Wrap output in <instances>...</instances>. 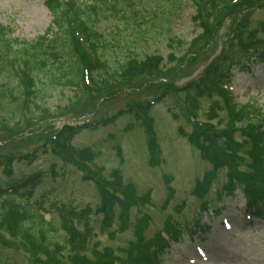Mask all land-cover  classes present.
Wrapping results in <instances>:
<instances>
[{"label": "trees", "instance_id": "16d2710c", "mask_svg": "<svg viewBox=\"0 0 264 264\" xmlns=\"http://www.w3.org/2000/svg\"><path fill=\"white\" fill-rule=\"evenodd\" d=\"M180 2L172 0L170 6L178 9ZM197 4L198 10L208 16L202 23L207 34L226 18L231 24L222 55L207 68L199 82L191 83L186 89L196 114L200 112L201 100L211 102L205 114L207 121L196 125V130L187 136L191 146L212 166V171L198 182L196 194L199 197L204 190L209 191L219 174L225 171L226 181L220 194L224 192L233 196L236 191H242L250 208L259 206L264 201V109L257 105L232 104L229 93L219 84L229 83L234 70L247 68L253 61L264 63V22L250 32L251 18L258 10L264 9V0H199ZM46 7L53 18V27L47 34L56 30L51 40L43 36L32 45L19 43L11 32L0 27V78L4 79L0 82V111L5 113L0 112V134H8V139L27 134L50 118L71 116L79 120L84 117L85 110L95 109L99 103L107 104L113 97L124 93L125 86L135 88L140 84V88L162 90L155 100L159 104L168 96L178 94L175 79L181 76L182 68L196 60L195 52L187 51L176 60L174 68L166 70L160 56L146 59L117 56L118 52H127L128 47L121 43L117 32L111 39L105 38L97 29L98 15L103 10L112 11L113 18L133 24L136 35L138 32L143 35L150 16L143 10L147 9L142 0L139 3L137 0H94L85 4L79 0H46ZM151 13L153 17L159 14ZM75 24L92 50V58L79 43L77 32L73 30ZM104 52L115 54L113 64L104 58ZM163 68L168 76L161 82L159 76ZM38 73L45 78L42 88L39 87ZM168 80L171 83L168 84ZM63 89L75 91V98L51 113L43 102L48 93ZM26 110L27 119L23 115ZM151 110L150 103L132 104L128 111L121 110L111 119L95 124L94 129L100 125L105 127L126 113L136 112L143 119ZM10 111L15 114L12 118ZM221 114H226L227 127L219 131L215 122L224 124V121L220 122ZM52 134L43 140L44 150L60 152L62 159L82 172L84 180L94 182L100 204L97 209L54 206L60 215L59 223H55L45 218L42 199L31 201L35 192L47 183L46 175L25 177L6 187L0 185V247L27 253L32 264H160V255L166 245L160 238L162 233L156 234L154 240L144 239L145 227L150 222L148 216L137 221L136 241L129 246L118 250L105 247L93 252V258L86 255L94 236L91 225L95 215H104L103 228L117 221L118 232H123L131 221L132 209L147 206L150 193L138 196L132 186L123 184L118 172L114 173V180L108 181L102 169L94 164L96 154L92 152L75 151L71 158L66 157L64 154L72 150L70 141L79 134L78 131L66 128L58 133L54 142L49 140ZM149 149L151 158H155L154 148ZM3 160L0 157V166H3ZM5 169L12 174L10 166ZM170 198L171 195L166 205ZM224 199L220 198L221 201ZM179 210L178 207V213ZM169 226L168 219L165 228ZM175 226L171 224L168 229L171 232L178 230Z\"/></svg>", "mask_w": 264, "mask_h": 264}, {"label": "rangeland", "instance_id": "374dc122", "mask_svg": "<svg viewBox=\"0 0 264 264\" xmlns=\"http://www.w3.org/2000/svg\"><path fill=\"white\" fill-rule=\"evenodd\" d=\"M79 1L83 4L94 2ZM171 1L142 0L143 7L147 9L143 10L152 17V20L149 17L143 35L139 32L136 35L133 24H126L124 20L113 18L112 11L108 13L107 10H103L101 14L98 13L97 29L105 38L110 39L114 32H117L121 43L128 47L127 52L117 53L120 58L146 59L154 55L160 56L163 57L166 70L174 68L176 60L183 57L187 51L195 52L193 56L196 60L182 68L181 76L175 79L174 86L180 93L172 94L163 102L152 106L149 113L152 126L147 124L146 117L142 119L139 114L131 112L106 127L84 129L70 141L73 151L96 154L94 164L102 169L103 176L108 181L114 180L113 175L118 172L123 184L132 186L138 196L150 193V202L147 206L132 209L131 221L123 232H118L117 221L103 228L104 215L101 213L95 215L91 225L94 236L86 255L93 258V252L105 247L118 250L129 246L136 241L137 221L148 216L150 222L145 227V240H154L156 234L163 233L168 219L170 223H179L178 227L182 230L178 241L171 242V247L165 253L164 264H225L222 258L231 250H244L239 257V264H264V218L254 219L251 223L245 221L246 214H243V211L246 198L242 191H237L236 196L221 202L220 198L228 195L224 192L220 194L226 180L224 172H221L214 181L211 191L198 197L196 194L198 182H202L212 167L180 133L183 131L185 132L183 135H189L195 130L186 118L187 101L188 97H191L186 94L185 88L192 82H199L203 71L220 53L228 37L230 21L226 18L207 34L202 26L205 18L202 17L201 11H198L194 0H181L178 9L170 6ZM137 2L139 3V0ZM151 12L159 14L153 17ZM263 22L264 9H261L251 18L250 32L258 29ZM0 27L11 32L12 37L19 43L31 45L43 36L51 40L52 35L56 33L55 30L47 34L53 27V18L46 7V0H0ZM103 56L113 64L115 54L104 52ZM164 68L159 76L161 82L166 81L168 76ZM233 73L234 80L230 92L235 102L240 105L253 103L264 109V63L260 60L253 61L251 66L236 69ZM38 75L41 81L39 87L42 88L45 78L41 73ZM3 80L1 77L0 82ZM173 81L172 78L171 82ZM171 82L168 80V84ZM140 86V84L135 88L125 86L127 90L113 97L109 103L103 105L99 103L95 109L85 110L81 121H76L78 118L75 117L70 120L46 121L27 134L16 135L10 139L8 134H0V157L4 159L3 166H0V185L6 187L13 181L39 172L45 173L47 183L35 192L31 201L42 199L45 218L55 223H59L60 215L54 206L97 209L100 197L95 183L84 180L82 172L62 159L59 156L60 152L44 150L43 140H47L45 137L51 133L53 134L50 139L54 138V134L63 126L74 127L83 125L84 122H101L121 110L128 111L132 104L144 105L155 101L161 95L162 90ZM74 94L76 95L75 91L70 89L48 93L43 102L44 106L51 113H55L68 105L75 98ZM200 103L201 109L197 118L205 123L207 121L205 114L211 102L203 99ZM9 114L11 118L15 116L11 111ZM222 121L224 124L215 122L219 131L226 130V114H221L220 122ZM149 147H153L156 152L153 159ZM38 149L39 153H36V160L32 164H28L26 160L21 161L24 156L38 152ZM8 157L15 158L11 164V175L5 169V165H9L6 159ZM170 195L171 198L166 205ZM205 204H208L209 209ZM204 207L208 209V213L202 211ZM225 219L231 223L232 230H225L222 223ZM225 231L226 234L220 233ZM221 240H224L223 246L219 247ZM197 247H201L205 253L209 252L210 257L207 261H202ZM211 248L216 249V252L212 253ZM0 264L32 262L23 251L5 250L0 247Z\"/></svg>", "mask_w": 264, "mask_h": 264}, {"label": "bare ground", "instance_id": "6f19581e", "mask_svg": "<svg viewBox=\"0 0 264 264\" xmlns=\"http://www.w3.org/2000/svg\"><path fill=\"white\" fill-rule=\"evenodd\" d=\"M243 251L244 250H240V251L239 250H231L230 253H225V255L222 258L223 259V263L225 262V264H239V257H240L241 254H243ZM211 252L212 253L216 252V249L211 248ZM205 259H206V257H205Z\"/></svg>", "mask_w": 264, "mask_h": 264}]
</instances>
